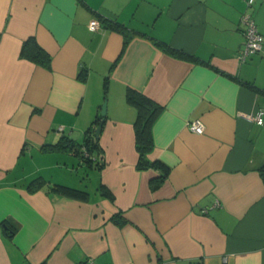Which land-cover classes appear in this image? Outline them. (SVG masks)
<instances>
[{
  "label": "crops",
  "instance_id": "crops-1",
  "mask_svg": "<svg viewBox=\"0 0 264 264\" xmlns=\"http://www.w3.org/2000/svg\"><path fill=\"white\" fill-rule=\"evenodd\" d=\"M245 11L264 34V0H0V264H264V123L249 118L264 49L238 61ZM29 37L50 68L20 56ZM127 88L163 106L146 155L160 183L137 167ZM104 101L91 164L52 146L82 143ZM37 177L88 198L30 190Z\"/></svg>",
  "mask_w": 264,
  "mask_h": 264
},
{
  "label": "trees",
  "instance_id": "trees-1",
  "mask_svg": "<svg viewBox=\"0 0 264 264\" xmlns=\"http://www.w3.org/2000/svg\"><path fill=\"white\" fill-rule=\"evenodd\" d=\"M109 26L113 29H119L120 31H123L122 28H120L119 25L115 23H109ZM158 45L169 52L176 53V50L168 46L161 44ZM20 56L34 62L35 64L41 65L45 68H50V54L38 44L34 37H29L23 41L20 49ZM79 78L81 80H84L83 75H79ZM125 98L127 103L133 106L136 110V117L133 122V128L135 135V148L138 153L137 167L141 169L146 168L149 165L158 167L161 170V173L160 176L156 179V182L160 183L166 176L167 169L163 164L156 161L149 163L146 159V155L152 150V128L155 121L163 111V106L156 103L143 93L132 88L126 89ZM100 119L101 116L97 114L96 118L93 120L92 125L85 130V135L82 143L75 144L71 139L62 137L56 144L52 146L63 147L67 151H71L74 154L79 155V157L88 164H91V161L93 159L92 157L96 154L95 150L97 148V136L95 135V130ZM84 153H87V156H85ZM261 172L262 175H264V167H261ZM45 184H47L51 190H54L62 195L80 200H86L88 198V192L85 190L66 186L63 184L50 183L49 181L41 177L30 180L28 183V188L30 190H34ZM100 190H102L104 194H107L111 198V194L104 187L100 186ZM5 226L7 227V229H9L10 233H13L16 228L10 226V223L7 222L5 223Z\"/></svg>",
  "mask_w": 264,
  "mask_h": 264
},
{
  "label": "built area",
  "instance_id": "built-area-1",
  "mask_svg": "<svg viewBox=\"0 0 264 264\" xmlns=\"http://www.w3.org/2000/svg\"><path fill=\"white\" fill-rule=\"evenodd\" d=\"M254 0H248V4L253 3ZM241 31L243 35V41L240 49L237 53V59L240 63L246 61V59L257 52L264 49V35L259 33L255 21L248 11H245L240 16ZM98 21L92 19L89 21L88 27L94 30L98 27ZM256 123H264V111H258L255 115L250 116ZM188 128L194 133H202L204 130V125L199 119L189 120L187 123ZM87 156V153H84ZM199 264V263H195Z\"/></svg>",
  "mask_w": 264,
  "mask_h": 264
},
{
  "label": "water",
  "instance_id": "water-1",
  "mask_svg": "<svg viewBox=\"0 0 264 264\" xmlns=\"http://www.w3.org/2000/svg\"><path fill=\"white\" fill-rule=\"evenodd\" d=\"M100 115H101L102 119L100 120V122H99V124H98V126H97V128L95 130V135L96 136L98 135V133L100 131L101 124H102V122H103V120L105 118V115H106V103H105V101L103 102V104L101 106Z\"/></svg>",
  "mask_w": 264,
  "mask_h": 264
},
{
  "label": "rangeland",
  "instance_id": "rangeland-1",
  "mask_svg": "<svg viewBox=\"0 0 264 264\" xmlns=\"http://www.w3.org/2000/svg\"><path fill=\"white\" fill-rule=\"evenodd\" d=\"M75 167L77 168V166H75ZM78 173H79V175H80L81 177L85 174V173H83V170H82V171H79ZM73 179H75V178H73ZM84 179H86V181H84V183L87 182V184H88V182H89L88 180H89V179H87V177L84 178ZM76 180H77V178H76ZM84 183H83V184H84ZM74 184H75V183H74Z\"/></svg>",
  "mask_w": 264,
  "mask_h": 264
}]
</instances>
